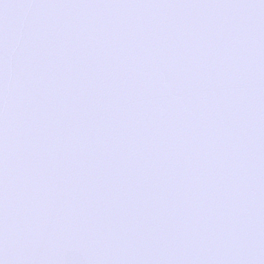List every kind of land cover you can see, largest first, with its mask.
<instances>
[{"label":"snow or ice","instance_id":"snow-or-ice-1","mask_svg":"<svg viewBox=\"0 0 264 264\" xmlns=\"http://www.w3.org/2000/svg\"><path fill=\"white\" fill-rule=\"evenodd\" d=\"M0 264H264V0H0Z\"/></svg>","mask_w":264,"mask_h":264}]
</instances>
